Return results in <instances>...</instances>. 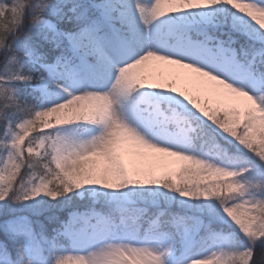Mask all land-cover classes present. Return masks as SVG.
Wrapping results in <instances>:
<instances>
[{"label": "snow or ice", "instance_id": "1", "mask_svg": "<svg viewBox=\"0 0 264 264\" xmlns=\"http://www.w3.org/2000/svg\"><path fill=\"white\" fill-rule=\"evenodd\" d=\"M0 264H264V0H0Z\"/></svg>", "mask_w": 264, "mask_h": 264}, {"label": "rangeland", "instance_id": "2", "mask_svg": "<svg viewBox=\"0 0 264 264\" xmlns=\"http://www.w3.org/2000/svg\"><path fill=\"white\" fill-rule=\"evenodd\" d=\"M171 70H175V71H182V70H179V69H171Z\"/></svg>", "mask_w": 264, "mask_h": 264}, {"label": "trees", "instance_id": "3", "mask_svg": "<svg viewBox=\"0 0 264 264\" xmlns=\"http://www.w3.org/2000/svg\"><path fill=\"white\" fill-rule=\"evenodd\" d=\"M258 256H259V250H258Z\"/></svg>", "mask_w": 264, "mask_h": 264}]
</instances>
